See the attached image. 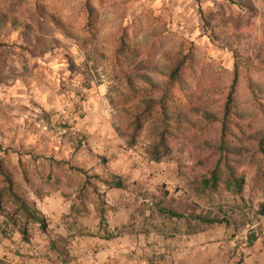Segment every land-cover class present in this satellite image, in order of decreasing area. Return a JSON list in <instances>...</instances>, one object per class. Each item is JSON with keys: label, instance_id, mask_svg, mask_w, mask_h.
I'll use <instances>...</instances> for the list:
<instances>
[{"label": "rangeland", "instance_id": "obj_1", "mask_svg": "<svg viewBox=\"0 0 264 264\" xmlns=\"http://www.w3.org/2000/svg\"><path fill=\"white\" fill-rule=\"evenodd\" d=\"M241 1L252 8L236 5ZM15 21L21 30L13 29ZM206 21H220L231 34L264 46V0H0V163L12 173L15 191L37 209L52 197L70 205L62 223L73 234L61 241L46 236L42 258L66 262L74 236L110 241L112 235L152 233L175 238L215 229L228 247L226 262L256 261L255 254L264 259V217L258 215L262 189L254 181V168H239L245 181L239 195L223 186L216 192L197 188L209 169L201 163L207 155L202 142L213 139L218 127L188 134L173 145L174 162L160 164L147 160L146 131L132 149L115 132L118 121L128 125L135 103L127 97L124 76L145 70L160 37L163 50L157 60L169 61L182 44L184 54H193L198 78L210 94L219 95L233 80V55L214 40ZM255 70H243L240 81L242 100L252 115L256 111L248 79H256ZM110 174L124 178L128 189L108 190L92 178ZM86 181L94 188L85 186ZM6 187L0 176V189ZM158 205L186 219L161 216ZM13 211L11 204L4 205L0 243L8 235L23 240L19 226L7 218ZM47 213L55 215L50 209ZM197 217L224 223L202 224ZM28 230L33 242L43 235L35 224ZM252 237L257 240L250 246ZM46 241L54 243L59 258L55 253L50 257ZM34 245L39 244L32 249Z\"/></svg>", "mask_w": 264, "mask_h": 264}, {"label": "trees", "instance_id": "obj_2", "mask_svg": "<svg viewBox=\"0 0 264 264\" xmlns=\"http://www.w3.org/2000/svg\"><path fill=\"white\" fill-rule=\"evenodd\" d=\"M236 5L252 8L245 1ZM12 24L14 30H21L22 25L18 22ZM205 26L212 31L214 40L232 53L235 62L233 80L219 95L210 94V89L204 87L203 78H198L193 54H184L182 44L176 46L179 51L169 61L157 60L163 50V39L160 37L152 45L153 56L144 63L145 70L135 69L124 76L127 97L135 103L128 111V125L124 127L118 121L115 132L132 149L146 131L150 135L144 146L147 160L160 164L174 162L173 145L186 139L188 134L202 131L205 126L218 127L219 132L213 139L202 142L207 155L202 157L201 163H207L209 169L201 177L197 188L200 192H216L223 186L232 194L239 195L245 186L244 179L238 175L239 168L250 165L255 170L254 181L261 184L263 200L258 207V215L264 217V78L260 75L261 68H264V46L252 43L243 34H231L220 21H213V24L206 21ZM128 49L125 47L123 52L127 53ZM121 64L125 65L126 62ZM254 69H257L253 72V75L257 74L254 75L256 79H248L250 102L256 111L252 115L242 100L240 81L243 70L248 73ZM249 121L255 122L251 126ZM78 149L76 147L75 151ZM100 159L104 164L107 163L105 158ZM0 176L8 186L0 189V217L4 214V205L11 204L14 211L7 218L14 226H19L24 241H30V224L39 226L50 240L48 220L33 201L26 200L15 191V179L12 173L3 168L2 162ZM92 178L108 190L128 189L126 180L118 175L110 174L106 178L93 175ZM86 182L85 186L94 188L89 181ZM157 212L170 219H186L183 214L160 205L157 206ZM18 215L22 219L21 223L15 217ZM98 215L103 224L104 210H99ZM197 220L207 225L224 223L205 217H197ZM116 237L112 235L109 239ZM256 240V237H252L249 245L252 246ZM51 246L54 248V243L51 242Z\"/></svg>", "mask_w": 264, "mask_h": 264}, {"label": "crops", "instance_id": "obj_3", "mask_svg": "<svg viewBox=\"0 0 264 264\" xmlns=\"http://www.w3.org/2000/svg\"><path fill=\"white\" fill-rule=\"evenodd\" d=\"M42 205L44 209L39 210L48 220L51 238L61 241L60 238L66 239L73 234L69 233L62 223V219L70 215V205L65 204L61 197L46 198ZM46 208L55 215L51 217ZM215 231L206 230L198 235L175 238L152 233L125 234L110 241L92 236H74L66 251V262L59 258L60 254L56 253V249L51 245L49 254L52 257V253H55L57 256L55 259L60 260L59 264H103L105 261H109L108 264H230L226 262L225 254L228 247L223 242V234L221 231ZM41 236L36 242H33V239L29 242L22 239L15 241L16 239L9 235L3 238L0 243V264H52L50 258L40 256L45 247L44 241L41 240H45L47 235ZM48 242L46 241V244H51ZM33 244L39 245H34L32 249ZM252 249L256 252L257 245L255 244ZM170 251L173 252L172 260L167 261L165 255L163 258L161 254ZM255 256L256 261L245 264H264L261 255Z\"/></svg>", "mask_w": 264, "mask_h": 264}, {"label": "built area", "instance_id": "obj_4", "mask_svg": "<svg viewBox=\"0 0 264 264\" xmlns=\"http://www.w3.org/2000/svg\"><path fill=\"white\" fill-rule=\"evenodd\" d=\"M161 255H163V258H164V255H165V259L167 261H171L172 260L173 252L170 251L169 253L167 252V253H164V254H161ZM108 263H109V261H105L103 264H108Z\"/></svg>", "mask_w": 264, "mask_h": 264}]
</instances>
